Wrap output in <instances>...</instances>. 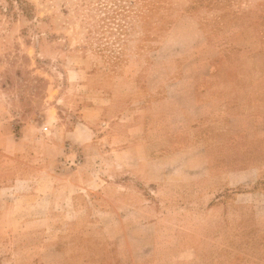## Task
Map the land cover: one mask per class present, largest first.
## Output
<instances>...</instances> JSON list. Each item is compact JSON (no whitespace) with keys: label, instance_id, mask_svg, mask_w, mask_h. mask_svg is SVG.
Returning a JSON list of instances; mask_svg holds the SVG:
<instances>
[{"label":"crops","instance_id":"0c3cea01","mask_svg":"<svg viewBox=\"0 0 264 264\" xmlns=\"http://www.w3.org/2000/svg\"><path fill=\"white\" fill-rule=\"evenodd\" d=\"M188 33L199 53L213 45L201 28ZM193 65L180 61L172 77L174 59L162 94L139 92L125 107L103 88L58 91L32 122L16 121L0 94V264L146 260L164 209L228 193L229 219L186 259L264 264V252L243 251L264 242V105L245 102L250 87L208 76L206 60Z\"/></svg>","mask_w":264,"mask_h":264},{"label":"rangeland","instance_id":"374dc122","mask_svg":"<svg viewBox=\"0 0 264 264\" xmlns=\"http://www.w3.org/2000/svg\"><path fill=\"white\" fill-rule=\"evenodd\" d=\"M191 28L204 30L213 45L199 53ZM174 59L172 77L181 75L180 61H191L193 72L206 60L208 76L224 78L232 92L250 87L245 102L264 105V0H0V94L19 123L41 119L58 91L72 96L103 88L123 107L139 92L162 94ZM212 199L164 209L146 260L116 256L88 264H192L186 253L209 249L200 241L229 219L223 210L234 195ZM253 247L245 243L243 251L264 252L263 241ZM89 248L108 253L106 245Z\"/></svg>","mask_w":264,"mask_h":264}]
</instances>
